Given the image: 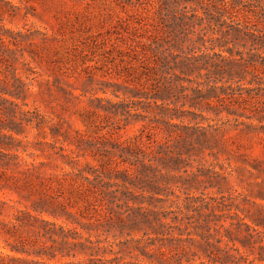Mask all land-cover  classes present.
Here are the masks:
<instances>
[{"label": "trees", "instance_id": "obj_1", "mask_svg": "<svg viewBox=\"0 0 264 264\" xmlns=\"http://www.w3.org/2000/svg\"><path fill=\"white\" fill-rule=\"evenodd\" d=\"M124 2L129 7L119 19L121 28L142 31L139 35L125 36L127 42L120 39L128 46L123 52L130 64L125 80L136 83L131 93L141 103L133 116L142 123L131 138L119 140L107 132L86 141L89 149L80 144H75L76 149L57 145L62 133L55 125L48 124L36 108L28 110L22 106L23 89L28 83L13 70L11 79L0 78V189L23 187L30 195L37 194L24 207L0 197V236L6 240L9 251L0 252V264H149L124 259L125 254L137 257L134 250L158 264H183V260L188 264H238L230 249L250 264L251 260L238 247L228 244L233 236L231 227L239 230L243 224L247 230L260 231L244 221L237 210L230 211L232 204L238 209L234 204L237 195L218 197L216 209L228 211L215 213L213 203L188 192L190 187L184 190L193 186L198 175L184 178L188 175L185 170L170 171L178 168L177 163H183V158L180 151H174L171 141L175 139L169 128L180 125L173 118L187 116L196 120L205 118L202 108L218 114L222 110L232 112L234 105L248 111L238 112L245 117L241 122L246 128H264L258 124L264 120V0ZM224 15L228 18L224 20L227 28H214L212 24L220 25ZM203 23L213 35L203 33ZM24 36L0 33V48L15 60L17 57L9 45L15 47ZM6 61L0 49V62ZM190 74L199 78H190ZM113 95L119 98L117 93ZM187 104L192 108L185 109ZM151 105L158 110L154 111ZM127 107L124 98L116 101L98 98L97 109L91 113L97 115V110H101L104 116H124L125 112L130 113ZM26 127L34 128L41 136L35 143L45 149L48 157L59 156L69 164L75 163L79 155H90L98 157L97 163L40 175L37 162L27 161L18 152L30 143L19 137ZM48 134L52 141L45 139ZM213 172L220 176L215 180L221 191L220 181H227L226 176ZM54 180L59 187L63 181L74 186L83 202L84 211L80 215L86 218L85 222L71 217L73 214L67 209L70 202L63 193H54ZM43 213L53 218L64 216L87 235L75 226L44 218ZM210 215L214 218L210 219ZM222 218L231 220L216 224ZM211 221L215 222L210 224ZM253 222L256 226L263 224ZM22 229L31 234L23 235ZM98 229L106 235L101 237L97 232L92 238V230ZM111 231H114L111 236L116 231L129 237L115 241L108 237ZM133 233L138 235L132 236ZM155 241H160L158 254L148 253L147 248ZM162 248H168L167 252ZM56 257L58 260L52 262Z\"/></svg>", "mask_w": 264, "mask_h": 264}, {"label": "rangeland", "instance_id": "obj_2", "mask_svg": "<svg viewBox=\"0 0 264 264\" xmlns=\"http://www.w3.org/2000/svg\"><path fill=\"white\" fill-rule=\"evenodd\" d=\"M128 7L124 0H0V25H2L0 33L25 35L15 47L9 45L15 52L17 57L15 60L9 58L3 47L0 48L8 60L0 62V78L11 79L13 70L14 74L28 83L23 89L22 106L28 110L36 108L48 120V124L55 125L59 133H62L58 135L60 141L56 142L57 145L76 149L75 144H80L89 149L85 144L86 141L95 140L97 136L107 132L119 140L131 138L139 132L142 121H136L133 113L138 111L137 108L140 109L141 103L137 101L138 97L131 93V88L136 83L125 80L130 64L124 59L123 52L128 46L120 39L127 42L129 40L125 36L139 35L142 31L132 27L126 30L121 28L119 19L124 17ZM221 20L223 22L219 21L220 25H212L214 28L225 30L227 26L224 20L228 18L224 15ZM201 28L206 35H213L205 23ZM20 52L23 55H20ZM202 71L205 72L203 69ZM188 77L199 78L194 74ZM184 84L195 85L194 82H184ZM114 93L128 102L129 114L125 112L124 116H104L101 115L103 113L101 110H97L98 116L91 113L93 109H97L98 98L118 100ZM211 99L215 102L214 98ZM16 101L21 102L20 99ZM151 106L154 111L158 110L154 105ZM170 106H173L172 103ZM184 108L192 107L187 104ZM231 109L232 112L222 110L216 114L212 110L202 108L205 118L196 120H191L187 116L173 118L172 121L180 125L169 128L175 139L171 142L175 145L174 151L181 152L183 163H177L178 168L170 171L177 173L185 170L188 175H184V178L197 174V181H193V186L185 187L184 190L190 187L188 192L201 195L205 200L213 203L215 213L228 211L226 208L216 209L214 205L218 197L228 194L237 195L234 204L236 203L238 209L232 204L230 211L237 210L240 216L244 217V221L260 232L247 230L243 224L239 230L231 227L233 236L228 244L238 247L240 252L251 260L250 264H261L264 263V249L261 248L264 246V128H246L241 122L245 117L239 116L238 112L248 113V111L236 105ZM195 110L198 111V108ZM251 120L258 123L255 118ZM258 124L264 125V120ZM186 125L194 127L186 128L184 127ZM46 129L48 131V127ZM19 137L30 140V143L24 145V151L19 148V154L27 161L37 162L36 170L42 176H47L48 172L61 173V168L77 170V168H85L88 164L97 163L98 157L90 155H79L75 163L69 164L59 156L48 157L45 149L42 150L41 146L35 143L42 138L37 135L34 128L26 127ZM45 139L52 141L50 134ZM39 161L45 163L40 165ZM213 171L226 176L227 181H220L221 191L218 190L215 180L220 176ZM12 173L21 176L15 171ZM53 184L54 193H63L62 195L70 202L71 206H67V209L73 214L71 217L85 222L86 218L80 215L84 211L83 202L78 199L74 186L63 181L62 186L59 187L55 180ZM172 187L175 188L173 185ZM0 197L8 198L15 205L24 207L29 206L37 194L30 195L23 187L19 189L5 187L0 189ZM42 217L75 226L82 234L87 235L75 222L65 220L64 216L53 218L43 213ZM213 218L210 215V219ZM223 219L216 224L231 220ZM253 221H260L263 224L256 226ZM214 222L211 221L210 224ZM22 231L23 235L31 234L24 229ZM97 232L101 233V237L106 235V232L98 229L92 230L91 237L93 238ZM113 232L111 231L108 237L115 241L129 237L116 231L115 236H111ZM137 235L132 234V236ZM159 243L160 241H155L154 245L147 248V252L157 253ZM220 245L224 246V243L221 242ZM168 248L162 249L167 252ZM0 252H9L6 240L2 236H0ZM229 252L235 256L236 263L247 264V260L243 256L240 257L233 249ZM133 253L137 257H129V254H125L124 259L158 264L155 259L149 262V259L138 254L137 250ZM58 258L51 261L55 262ZM63 259L69 258L63 257ZM182 263L188 264L185 260Z\"/></svg>", "mask_w": 264, "mask_h": 264}]
</instances>
